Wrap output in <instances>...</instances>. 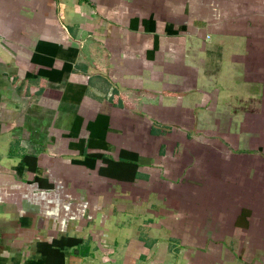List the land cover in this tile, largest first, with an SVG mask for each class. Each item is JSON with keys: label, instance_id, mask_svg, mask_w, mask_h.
Returning a JSON list of instances; mask_svg holds the SVG:
<instances>
[{"label": "crops", "instance_id": "obj_1", "mask_svg": "<svg viewBox=\"0 0 264 264\" xmlns=\"http://www.w3.org/2000/svg\"><path fill=\"white\" fill-rule=\"evenodd\" d=\"M262 137L264 0H0V264H264Z\"/></svg>", "mask_w": 264, "mask_h": 264}, {"label": "trees", "instance_id": "obj_2", "mask_svg": "<svg viewBox=\"0 0 264 264\" xmlns=\"http://www.w3.org/2000/svg\"><path fill=\"white\" fill-rule=\"evenodd\" d=\"M30 159H32V158H30L28 156H25L23 158L22 164L23 165H26ZM29 170H30V175L32 176L31 171L33 172V168L31 166H29ZM36 180H38V179H36ZM73 242L76 243V244H78L80 241H78V240H66V245L67 244H72Z\"/></svg>", "mask_w": 264, "mask_h": 264}, {"label": "rangeland", "instance_id": "obj_3", "mask_svg": "<svg viewBox=\"0 0 264 264\" xmlns=\"http://www.w3.org/2000/svg\"><path fill=\"white\" fill-rule=\"evenodd\" d=\"M261 9H257L256 8V11H260ZM261 26H263V25H261ZM259 36H260V33H259ZM262 140H264V137H262ZM263 143V142H262Z\"/></svg>", "mask_w": 264, "mask_h": 264}, {"label": "built area", "instance_id": "obj_4", "mask_svg": "<svg viewBox=\"0 0 264 264\" xmlns=\"http://www.w3.org/2000/svg\"><path fill=\"white\" fill-rule=\"evenodd\" d=\"M0 242H1V234H0Z\"/></svg>", "mask_w": 264, "mask_h": 264}]
</instances>
